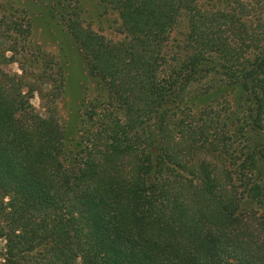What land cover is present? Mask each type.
<instances>
[{
	"label": "trees",
	"instance_id": "trees-1",
	"mask_svg": "<svg viewBox=\"0 0 264 264\" xmlns=\"http://www.w3.org/2000/svg\"><path fill=\"white\" fill-rule=\"evenodd\" d=\"M54 1L104 92L82 101L69 148L64 65L28 52L19 21L3 18L0 264H264V139L249 138L243 157L213 104L245 95L243 134L261 135L264 0H99L116 39ZM200 150L242 159L240 177L191 164ZM186 162L191 177L178 172Z\"/></svg>",
	"mask_w": 264,
	"mask_h": 264
},
{
	"label": "rangeland",
	"instance_id": "rangeland-1",
	"mask_svg": "<svg viewBox=\"0 0 264 264\" xmlns=\"http://www.w3.org/2000/svg\"><path fill=\"white\" fill-rule=\"evenodd\" d=\"M54 0H0V30L3 25V18L10 16L19 21V24L24 29L23 35L25 36L27 51L33 52L39 49L40 52H45L54 56L57 63H62L65 68L64 81L62 93L58 99L59 112L66 129L65 138L70 143L69 148L73 147L72 144L78 139L82 128L85 126L82 122V101L87 102L94 95L102 94L101 86L97 83L95 78L88 74L86 66L83 62L82 55L76 45L73 35L69 32L66 25L59 17L57 10L50 12V7H54ZM62 4H69L71 7H76L81 10L83 23L90 26L93 30L109 39H116L118 36L114 33L117 23L116 15L108 11L103 13L100 8L99 0H60ZM1 32V31H0ZM264 38V36L262 37ZM1 41V34H0ZM9 72H20L17 62H12L3 65ZM45 88H50L45 85ZM234 91L231 94L221 97V99L214 100V112H225L227 121L232 118L235 125H226L232 132H237L234 136V144H238L241 149L243 157L246 154V146L248 139L261 141L264 139V106L260 108V123L262 130L261 135L255 131L244 133L239 118L244 117L253 112V107L245 95L234 96ZM233 95V96H232ZM105 98L104 96L102 97ZM201 102L197 101L196 104L200 105ZM31 104L39 111L42 110L40 105V98L35 94L31 100ZM216 118V117H215ZM231 132V133H232ZM221 133V129L218 130ZM200 153L194 155L197 163L201 160L205 161L208 170L211 174H216L221 180L228 175L232 178H239L241 175L240 168L242 159L232 165V159L226 154H217L215 152H208L200 150ZM187 162L182 165L183 170H179L180 174L191 177V170L194 167ZM246 171V170H245ZM235 191L240 196H244L245 186H242L239 179L234 181ZM228 194H232L231 188H228ZM0 247L2 243L0 242Z\"/></svg>",
	"mask_w": 264,
	"mask_h": 264
}]
</instances>
